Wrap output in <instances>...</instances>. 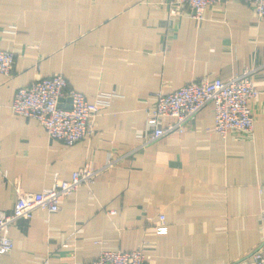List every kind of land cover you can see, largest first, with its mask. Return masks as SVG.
Instances as JSON below:
<instances>
[{
	"label": "crops",
	"instance_id": "0c3cea01",
	"mask_svg": "<svg viewBox=\"0 0 264 264\" xmlns=\"http://www.w3.org/2000/svg\"><path fill=\"white\" fill-rule=\"evenodd\" d=\"M174 9L176 11H174ZM0 210L91 164L101 168L55 212L11 227L0 264H89L102 250L143 247L147 264H257L264 240V18L244 0L210 4L201 21L173 0H0ZM252 70V136L215 131L213 103L134 153L160 91ZM63 73L101 105L96 132L67 145L34 117L13 112L17 89ZM169 118L163 119L166 122ZM116 163L105 167L108 157ZM161 208L168 231L155 230ZM115 210L116 213H110Z\"/></svg>",
	"mask_w": 264,
	"mask_h": 264
},
{
	"label": "built area",
	"instance_id": "2783aa9c",
	"mask_svg": "<svg viewBox=\"0 0 264 264\" xmlns=\"http://www.w3.org/2000/svg\"><path fill=\"white\" fill-rule=\"evenodd\" d=\"M228 0H173L189 8L190 14L201 21L210 4ZM259 17L264 18V0H244ZM174 11H176L174 9ZM264 53V48H263ZM15 53L0 48V72L11 74L15 65ZM252 70L246 69L229 77L191 80L172 92L160 91L157 101L148 109L147 126L142 142L134 147V153L172 132L183 133L188 123L209 103L214 105L217 133L252 136L255 132V114L250 105L260 91L252 79ZM114 92H99L94 100L69 86L61 73L46 74L17 89L11 108L14 113L34 117L46 129L52 139L72 145L96 132V121L101 105H108ZM169 118L166 122L163 119ZM1 157V153H0ZM118 161L108 157L105 167ZM101 168L86 164L76 169L71 179L55 178L51 186L40 191H19L13 211L0 210V253L9 254L14 248L11 227L20 218H31L37 210L55 212L60 201L72 195L81 185H91ZM110 213H116L111 210ZM155 230L158 234L168 231L165 210L161 208ZM257 264H264V240L253 253ZM149 255L143 247L137 249H105L89 264H147Z\"/></svg>",
	"mask_w": 264,
	"mask_h": 264
}]
</instances>
